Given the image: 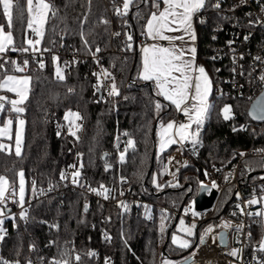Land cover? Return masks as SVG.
Listing matches in <instances>:
<instances>
[{
  "label": "trees",
  "instance_id": "1",
  "mask_svg": "<svg viewBox=\"0 0 264 264\" xmlns=\"http://www.w3.org/2000/svg\"><path fill=\"white\" fill-rule=\"evenodd\" d=\"M211 2L214 3L215 0ZM53 3L59 12L45 26V35L40 51L36 52V59L31 50L20 58L17 57L20 51L0 53V63L8 60L22 64L23 60L28 59L29 69L26 72L32 77L31 91L24 105L26 111L23 116L26 123L22 155L16 157L14 154L0 152V175H6L9 180H17L16 173L23 170L29 185L35 180L36 188L47 187L49 184L55 186L60 181L63 166L77 159L85 164L84 176L92 184L110 181L119 183L121 176L126 177L136 194L153 202L150 210L152 219L145 216L147 208L144 203L134 204L138 211L125 210L117 204L85 193L65 192L58 196L47 194L34 198L28 208V223L17 216L16 220H5L7 235L0 242V257L11 264H16L17 261L19 264H28L32 257L61 259L62 253H67L63 258L68 260L80 255V264H105L106 258H110L108 264H161L165 255L162 247L168 238L166 251L177 256L175 262L179 261L196 248L202 234L197 231L192 248L180 249L173 245L171 237L175 220H165L167 229L163 238L159 225V205H188L207 177L205 168L216 165L226 169L236 161L241 150L264 147V122L248 125L245 129L237 128L250 118L248 108L251 101L241 95L215 96L212 92L211 104L215 107L205 122L201 134L202 145H198L194 153L191 143L186 142L182 150L188 156L187 166L174 176L166 174L163 187L158 188L153 183L158 162L156 131L161 120L166 121L177 113L174 106H167L158 116L154 102L159 100L164 105H168V102L155 95L154 85L151 89L145 84L146 81L138 78L141 44L148 39L141 32L150 13L156 11L151 0L147 3L134 0L128 15L123 18L127 20V24L114 14L113 0H91V3L89 0H53ZM137 13L140 14L139 18ZM198 16L205 23H200L196 18L197 59L210 74L214 86L224 71L223 63L212 59L216 42L213 27L221 17L218 9L210 6ZM102 18L108 19L110 24L100 23ZM0 24L6 25L2 14ZM26 24L27 13L23 20L14 17L13 35L17 47L26 46L21 44ZM81 31L90 42L91 52L83 45L79 34ZM115 32H120L121 35H112ZM126 33L132 35L131 42L127 41ZM127 43L132 44L131 50L126 49ZM97 46L101 48L98 53L95 52ZM45 48L50 51H43ZM69 49L79 51L82 58L66 65L62 63V59ZM92 53H95V57ZM54 55L59 57V62L64 66L66 79L62 82L54 75ZM39 59H43L45 63L43 70L37 66L36 61ZM97 64H101L115 77L120 92L118 96H108L107 88H101L100 97V92L94 87L97 77L93 75V69ZM6 69L8 73L14 72L10 62ZM4 74L0 70V78ZM69 88H73L74 92L69 93ZM4 92L0 90V95ZM6 94L9 98L12 97V93ZM226 103L232 106L233 111V117L227 121L220 115V110ZM69 109L78 111L83 116V120L78 121L83 125L78 132V140L69 135L68 124L64 120ZM157 117L159 119L156 124ZM0 119H3V115H0ZM129 138L135 142V148L128 149L122 163L119 157ZM177 147L172 145L161 157L166 160ZM79 153L83 155L78 156ZM105 153L107 156L104 159ZM106 163L112 164L113 168L106 171ZM242 168L247 170L250 180L264 176L262 173L254 174L256 171H263L264 174V159L246 158L242 162ZM160 190L165 191L157 195ZM234 190V187L228 188L226 193L232 194ZM222 200L216 214L200 222L211 220L216 223L222 216L231 214L229 199ZM85 204L88 205L87 212L84 211ZM108 217L111 219L108 220ZM51 224H58L59 228H50ZM253 230L245 247V264H256L257 260L264 259V252L258 251L264 235L263 222L254 226ZM105 233L111 237L110 240L104 238ZM50 241L54 243L50 244ZM92 251L96 253L95 256L86 255Z\"/></svg>",
  "mask_w": 264,
  "mask_h": 264
},
{
  "label": "snow or ice",
  "instance_id": "2",
  "mask_svg": "<svg viewBox=\"0 0 264 264\" xmlns=\"http://www.w3.org/2000/svg\"><path fill=\"white\" fill-rule=\"evenodd\" d=\"M147 3L148 0H143ZM91 3V0H89ZM222 0H151V5L156 11H153L148 16L146 23L143 25V30L141 32L142 36H146L151 39L153 43L142 46L141 52V66L138 72V78L146 82H152L155 85V95L162 97L163 100L168 102V105L162 104L159 100L154 102V109L156 114L159 113L163 108L167 106H174L176 111L181 112L185 117L186 121L177 123L175 120H171L164 124L161 120L159 136V151L164 152L170 145L179 144L183 146L186 142L191 143L193 151L198 145H202L203 141L201 134L204 130L205 122L211 114V110L215 107L214 104L209 103V96L211 94V80L205 70L201 65H196V32L194 28V18L200 20V23H205V21L198 16L202 10H205L207 6L214 9L221 8ZM241 3H246V0H241ZM161 4L163 7H161ZM134 5V0H113V12L117 17H120L125 24L127 20L123 18L126 17ZM138 6V5H137ZM0 14L3 15L6 25L0 24V53L6 54L9 50L20 51L27 53L30 50L33 53L40 51L37 47L41 44L45 35V26L50 19L57 16L59 9L53 3V0H0ZM261 12H264V5H261ZM25 13H27V24L24 28V39L21 44H27V47L16 46V40L13 35L14 28V17L17 20H23ZM250 15V14H249ZM140 14L137 13V18ZM87 17H85V20ZM100 23L104 25L110 24L108 19H101ZM264 24V20L259 17L255 20H249V25ZM5 26L8 28L5 31ZM107 30V29H105ZM31 32L38 39H33L28 36ZM172 33H179V35H174ZM81 40L86 50L91 52L90 42L86 37V34L81 31ZM112 35L120 36V32H115ZM128 42H131L133 37L131 34H125ZM215 39V37H213ZM245 40L248 39L247 36L244 37ZM161 42H167L165 45ZM229 45L233 41L228 42ZM126 49L131 50L132 44L127 43ZM43 51H50V49H43ZM101 48L97 46L95 52L98 53ZM95 57V53H92ZM243 57L241 56V59ZM55 68V78L58 81H64L66 76L63 69L59 66V57H52ZM97 63H99V59ZM216 59V57H212ZM254 59L260 60V57H255ZM13 65V71L23 73L29 67V60H23V63H17L16 61L4 60L0 63V70L4 71V75L0 78V90L6 93L14 94L15 98H9L8 95H0V115H3V119L0 120V139L13 140V125L15 123L14 132V144H5L0 142V152L6 153L7 155H15L16 157H21L22 147H23V134L24 126L26 121L22 118L23 113L26 111L24 105L28 101L29 93L31 91V81L32 77L29 75L17 76L14 74H8L6 65L8 63ZM75 62V61H73ZM264 62V61H262ZM37 66L40 70L45 68V63L43 59L36 61ZM68 62H65L67 64ZM219 71V70H217ZM242 74V73H241ZM97 77V83L94 85L97 91L101 88H107L108 96H118L120 94L119 88L117 87L115 77L107 69L101 67L99 73H93ZM259 79L264 82V74H261ZM111 81V83H105L106 81ZM69 93L74 92L73 88L68 89ZM127 99V97L125 98ZM220 115L224 120H229L233 117L232 106L225 105L220 110ZM253 119L264 121V94H261L253 104V112L251 113ZM64 120L68 124V133L79 139L78 132L82 129V123H77L83 120V116L77 111L74 112L69 109L65 115ZM235 130V129H234ZM60 135V132H57ZM128 135V133H124ZM119 139V137H117ZM129 148H135V142L129 138L126 141V147L124 152L120 154V162H124L125 155ZM179 150V149H178ZM264 151V149L259 150ZM79 153L78 156H82ZM241 156L244 153H240ZM174 159V158H172ZM171 163V160H169ZM186 162H185V165ZM83 164L69 165V168L73 169L71 173L66 170H62L60 173L61 181H70L73 185L77 187H86L88 191L94 192L97 195H103L104 199L110 198V192L112 190L106 188L103 184L99 188H92L90 185H86L82 181V169ZM111 165L106 163L105 170L107 171ZM167 171V169H165ZM219 171V169H217ZM174 175V173H173ZM207 175V172H205ZM231 173L225 177L228 180ZM17 180H9L6 175H0V242H2L7 235V230L3 227L5 219L16 220L17 217L11 214L10 209H8L7 204L9 201L13 204H18L21 208L19 213V219L27 221L29 209L24 207L25 204V174L23 170L16 173ZM264 179V177H261ZM121 183H126L127 178L121 176ZM153 183H156V177L153 176ZM158 188H162V185H157ZM212 187L216 188L217 185L215 181L212 182ZM11 189V192L9 190ZM54 190V185L49 184L47 191ZM202 190H206L205 186L202 185ZM31 191L33 194L36 193V181L33 180L31 183ZM262 191H264V186H262ZM41 194L45 193L44 189H40ZM123 195V192L120 193ZM239 194H237L238 196ZM264 202V196L259 198H252L246 201L247 205H256ZM29 206H31V201H28ZM118 206L127 207L123 201L118 202ZM240 210V214H246L248 216H258L261 217V221L264 222V208L256 212H245L244 207L237 205ZM88 205H84V211L87 212ZM187 211V209L185 210ZM146 214L148 218L151 219L150 212L146 209ZM194 216L199 215L198 213H193ZM236 215V213H233ZM108 220L111 217L107 218ZM161 224L160 232L163 235L165 231L164 221L168 219L167 210H161ZM47 223V222H44ZM185 222L181 218L179 221V229L185 233L187 237H192L194 235L193 229L196 225L193 223L191 226L185 227ZM50 228H59L58 224L49 225ZM223 227L228 229L232 228L231 222H225ZM236 231L240 232L243 229V225H237ZM213 232V227L211 225L205 229L204 234L199 238L200 244L205 242V236ZM248 237H251L249 232ZM106 240H110L111 237L107 233L104 234ZM221 242H223V235L220 236ZM171 242L173 245H177L180 249H189L193 247L192 241L190 239L179 238L175 233L171 237ZM215 242V240H214ZM54 243L53 241L49 242ZM35 246L33 245L32 248ZM199 245H197V248ZM242 249H232L228 254L233 257H238ZM258 251L264 252V240L259 243ZM195 251L191 253V256H195ZM67 253H62V258L57 259L55 257L49 261V264H70V261L66 258ZM86 255L95 256L94 251L88 252ZM77 264L81 262V256L75 255L74 257ZM188 259L185 258L184 264H188ZM110 258H106L105 264H108ZM0 264H11L10 261L0 257ZM16 264H19L17 261ZM31 264V261L28 262ZM164 264H171L170 261L165 260ZM256 264H264V259H259Z\"/></svg>",
  "mask_w": 264,
  "mask_h": 264
},
{
  "label": "built area",
  "instance_id": "3",
  "mask_svg": "<svg viewBox=\"0 0 264 264\" xmlns=\"http://www.w3.org/2000/svg\"><path fill=\"white\" fill-rule=\"evenodd\" d=\"M261 5H264V0H246V3H241V0H222L221 8L218 9V14L221 17V20L217 23L213 30L216 35V42L213 46L212 57H216L217 60L223 63L224 71L218 77V80L213 86V94L215 96H234L241 95L249 99L250 101L254 100L255 97L263 90L264 82H262L259 77L261 74H264V24H255L249 25V20H255L258 17L261 20H264V12H261ZM250 14V15H249ZM247 36L248 39L245 40L244 37ZM229 41H233L231 46ZM27 53L19 52L17 57L25 56ZM33 58H37L36 53H32ZM241 56L243 57L241 59ZM255 57H260V60L254 59ZM82 55L79 51L75 49H69L65 52L62 63L68 62L66 65L73 64L80 60ZM75 61V62H73ZM101 64L94 66L93 71L99 73L101 71ZM35 68V67H34ZM104 68V67H103ZM29 69V67L27 68ZM26 69V70H27ZM105 69V68H104ZM242 73V74H241ZM109 82H106V84ZM182 116H177L175 121L177 123L181 122ZM260 123L251 118L242 122L237 128L245 129L248 125ZM264 149V147L258 148H249L243 149L240 153H244L243 156L238 155L236 161L230 165L228 168H222L220 166H212L210 168H205L207 172V177L202 183L209 184L210 187L207 189V193H210L212 187V182L215 181L217 187V194L211 206L204 209H196L194 204V198L188 204L191 208H195L199 215L194 216V212L184 213V207H178L175 204H161L159 207L162 210H167V215L169 221H177L178 217L184 214L188 219H197L199 222L204 221L213 217L216 214L217 208L222 200L226 201L229 199L231 207V214L222 216L218 222L213 223V232L205 236V242L200 244L199 247L193 250L195 251L194 259L195 261L203 262L205 264H245V247L249 242L248 233L253 234L254 226L261 223V217L258 216H248L246 214H240V210L237 205L244 207L245 212H256L258 211L257 205H247L246 201L261 196L264 191H262V186H264V179H261L260 176L254 180H250V176L247 175V170L242 168V162L246 158L259 157L264 159V151H259ZM181 151L173 150L168 158V175L174 176L177 172L185 167L188 164V156L184 154L182 148ZM174 158V159H172ZM171 160V163H169ZM83 164L82 169V181L86 185H90L92 188H99L103 184L106 188L112 190L110 192V198L104 199L103 195H97L94 192H90L86 187H77L70 183V181H59L57 185L54 186V190L47 191L49 186L43 188H37L35 194L31 193V196L26 200L24 207L29 208L28 201H31V204L35 197H43L47 194H54L56 196L65 192H80L90 195L91 197L104 200L109 203L117 204L120 201L127 206L121 207L125 210H136L138 208L134 204L144 203L148 212L153 207V202L149 201L146 198H143L141 195H138L134 192L133 186L130 182L119 183L115 181L102 182L100 184H92L84 176L85 164L79 160H73L68 164L63 166V170L71 173L73 169L69 168V165ZM219 169V171H217ZM174 173V175H173ZM228 180H225V177L229 175ZM234 187L235 190L227 192L228 188ZM40 189H44L45 193L41 194ZM11 192V189L9 190ZM123 192V195L120 193ZM237 194H239L237 196ZM227 204V203H226ZM8 209H10L11 214L19 217L21 208L18 204H13L11 201L7 204ZM236 213V215H233ZM151 215V214H150ZM145 216L148 215L145 212ZM152 219V216H151ZM7 220V219H5ZM225 222H231L233 225L232 228H224L223 224ZM28 223V220L25 221ZM237 225H243V229L240 232L236 231ZM4 227V225H3ZM5 228V227H4ZM221 229L227 230L228 244L222 246L219 243V232ZM215 240V242H214ZM264 240V235L263 239ZM232 249H242L238 257H233L228 253ZM192 251V252H193ZM98 253L99 251L96 250ZM191 252V253H192ZM190 253V254H191ZM53 257L42 259H36L35 257L31 258L33 264H40L46 262L49 264V261ZM59 259V258H57ZM70 264L73 261L74 264H77L75 259H69Z\"/></svg>",
  "mask_w": 264,
  "mask_h": 264
},
{
  "label": "rangeland",
  "instance_id": "4",
  "mask_svg": "<svg viewBox=\"0 0 264 264\" xmlns=\"http://www.w3.org/2000/svg\"><path fill=\"white\" fill-rule=\"evenodd\" d=\"M27 19H28V17H27ZM7 30H8V28L5 27V31H7ZM28 36L30 38H33V39H38V37H35L34 34H32L31 32L28 33ZM25 45L26 46H24V47H27V44H25ZM37 47L40 49L41 48V44L38 45ZM59 66H60L61 69H63V72H64V66L60 62H59ZM55 68H56V65H55ZM8 74H14V75H17V76H23V75H29V76H31L28 72H26V70L23 73H19V72H9ZM1 95H7V94L4 92ZM11 98H15L14 97V94H12V97ZM225 105H230V104L229 103H226V104H224V106ZM22 118L25 120V118H24L23 115H22ZM15 127L16 126H15V123H14V125H13V140L2 139V141H1L2 143H5V144H14ZM24 130H25V126H24ZM23 141H24V134H23ZM22 151H23V147H22ZM157 159H158L157 167H156V170L154 171L153 176L156 177V183L155 184L156 185H162L163 186V184H164V176L167 174V171H165V169H167L166 168V162H165V160L159 154L157 156ZM261 175H264V174L262 173ZM31 193H32V191H31V185H29L27 183V180H26V177H25V202L31 196ZM261 196H264V193H262ZM261 196H259V197H261ZM259 197H256V198H259ZM256 205H257L258 210H260L261 208H264V202H262L260 204H256ZM186 209H187V211H185ZM190 211L197 213V211H196V209L194 207L191 208L190 206L186 205L184 207V213L186 214V213H188ZM160 217H161V213H160ZM181 218L185 222V224H184L185 227L191 226L193 223H195L196 227H195V229H193L194 235L192 237H187L185 235V233H183L181 231H178V229L180 227L179 221H180ZM159 221H160L159 222V225H160L161 224V219L160 218H159ZM164 223H165V231H164V233L162 235L163 238L166 235V229H167V224H166L165 221H164ZM213 223L214 222L211 221V220H208V221L202 223V222H199L197 219H194V218L193 219H188L187 217L184 216V214H182V215H180L178 217L177 221L175 222V225H174L173 230H172V235L175 233L179 238L190 239L193 242L195 240V238H196L197 231H199L200 234H204L205 229L208 228L209 225L212 226ZM263 224H264V222H263ZM165 260L170 261L171 264H176L177 263V261L175 262L174 259L168 257L167 255H163V257H162V263L161 264H164V261ZM232 264H236V263L235 262H232Z\"/></svg>",
  "mask_w": 264,
  "mask_h": 264
},
{
  "label": "water",
  "instance_id": "5",
  "mask_svg": "<svg viewBox=\"0 0 264 264\" xmlns=\"http://www.w3.org/2000/svg\"><path fill=\"white\" fill-rule=\"evenodd\" d=\"M145 84H148L150 86L151 89H153V83L152 82H145ZM100 92V97H102V92H101V89L99 90ZM261 94H264V88L263 90L255 97L254 100L251 101L250 105H249V108H248V115L251 119L252 118V115L251 113L253 112V104H254V101L261 96ZM158 119L159 117H157V120H156V124L158 122ZM257 122H264L262 120H257V119H253ZM107 156V154H103V158L105 159ZM108 165H111L110 168H113V165L112 164H109L107 163ZM108 168V169H110ZM259 173H263V171H256L254 172V174H259ZM202 185L205 186L206 190H202ZM210 187L209 184H206V183H202L200 186H199V189H198V192L196 194V196L194 197V204H195V208L196 209H204L206 207H209L212 205L214 199H215V196L217 194V190L215 188H212L210 193H207V189ZM165 190H160L158 191L156 194L159 195L161 193H163ZM223 235L224 237V240L223 242H221L220 240V236ZM219 243L220 245L222 246H226L228 244V237H227V230L226 229H221L220 232H219ZM167 242H168V238L166 239V242L164 243L163 247H162V252L163 254L167 255V256H170L171 258L173 259H176L177 256H174V255H170L169 253H167L166 251V246H167ZM185 258H189L188 259V264H205L203 262H197L195 261L194 257L191 256V254L185 256L184 258L180 259L179 261H177L176 264H184V260Z\"/></svg>",
  "mask_w": 264,
  "mask_h": 264
},
{
  "label": "crops",
  "instance_id": "6",
  "mask_svg": "<svg viewBox=\"0 0 264 264\" xmlns=\"http://www.w3.org/2000/svg\"><path fill=\"white\" fill-rule=\"evenodd\" d=\"M161 7H163V5L161 6ZM194 28H195V32H196V41L194 42L195 43V47H196V57H195V63H196V65H201L199 62H198V59H197V55H198V29H197V23H196V18H194ZM172 34H174V35H179V33H172ZM151 43H153V41L151 40V39H147L146 41H144L142 44H141V48H142V46H144V45H147V44H151ZM161 43H164L165 45L167 44V42H161ZM141 48H140V50H141ZM141 57H142V52H141ZM202 66V65H201ZM207 72V71H206ZM207 74H208V76H209V78H210V80H211V82H212V78H211V76H210V74L207 72ZM154 85V84H153ZM154 88H155V85H154ZM212 92H213V82L211 83V94H210V96H209V103L211 104V95H212ZM176 113H177V115L175 116V117H172V118H170V119H168V120H166V121H163V123L164 124H167V122H169V121H171V120H175L176 119V117L177 116H182V120H181V122H184V121H186V117L181 113V112H178V111H176ZM159 131H160V123H159V125H158V128H157V131H156V142H157V156H158V154L161 156L162 155V153L159 151V136H158V133H159ZM173 145H177L178 147L177 148H175L174 150H177V151H181L180 149L182 148V146L181 145H179V144H173ZM172 145H170L166 150H168L170 147H171ZM179 149V150H178ZM165 150V151H166ZM164 151V152H165ZM171 154V153H170ZM170 154L167 156V158H166V160H165V162H166V168H167V173H168V158H169V156H170Z\"/></svg>",
  "mask_w": 264,
  "mask_h": 264
}]
</instances>
